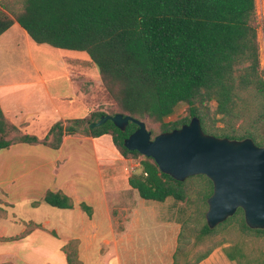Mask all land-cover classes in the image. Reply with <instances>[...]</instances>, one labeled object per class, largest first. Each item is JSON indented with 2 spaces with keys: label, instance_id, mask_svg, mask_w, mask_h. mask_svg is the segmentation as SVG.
Instances as JSON below:
<instances>
[{
  "label": "trees",
  "instance_id": "trees-1",
  "mask_svg": "<svg viewBox=\"0 0 264 264\" xmlns=\"http://www.w3.org/2000/svg\"><path fill=\"white\" fill-rule=\"evenodd\" d=\"M21 6L15 12L8 0H0V36L17 21L37 44L87 53L89 63L99 69L103 87L116 110L59 121L43 141L29 134L12 141L5 139L6 128H17L6 122L0 108V151L16 143L43 144L59 150L65 136L110 135L124 158H143L138 171L128 180L140 198L184 202L190 199L186 181L162 173L152 158L125 147V140L138 129L136 124L130 122L125 131L112 121L95 128L91 125L103 116L120 114L145 124L146 121L159 124L162 134L198 118L207 135L230 140L250 138L257 146L264 147V78L260 72L256 0H21ZM252 89L257 91L259 99L255 111L249 101ZM212 103L216 105L213 116L209 109ZM181 104L188 106V116L167 122ZM247 120L248 124L244 125ZM150 132L152 138L158 136L153 130ZM192 179H197L198 189L194 193L207 213L213 182L204 175L187 180ZM43 200L57 209L74 207L71 198L61 192L48 191ZM81 205L91 215L90 207ZM233 221L244 235L264 238V230L247 226L242 209L214 229L204 222L195 230L197 237L211 236L219 227ZM180 223L182 231L175 264H180V256H186L180 242L188 223ZM224 244L226 241L218 247ZM214 249L194 264L209 257ZM224 252L238 264H243V259L251 264L239 244L225 247ZM67 260L72 264L70 255Z\"/></svg>",
  "mask_w": 264,
  "mask_h": 264
},
{
  "label": "crops",
  "instance_id": "crops-1",
  "mask_svg": "<svg viewBox=\"0 0 264 264\" xmlns=\"http://www.w3.org/2000/svg\"><path fill=\"white\" fill-rule=\"evenodd\" d=\"M42 53L54 54L60 70L44 69ZM73 53L33 42L17 21L0 36V108L7 123L42 138L54 124L72 118L74 109L82 105L72 65L79 59ZM82 107L87 116L88 107ZM22 145L1 150L9 155L7 159L0 156V264H68L64 248L71 241L78 243L80 264H175L182 225L174 207L167 206L169 199L155 202L138 198L130 185L123 190L107 189L101 169L97 173L99 184L83 188L72 178L69 192L63 190L64 182L58 185L57 192L69 196L74 207L80 202L91 209V215L85 214L87 220L72 223L66 237L51 227L50 220L39 223L20 217L17 207L32 198L26 194V184H34L26 181L30 176L26 169L32 173L43 169L40 156L19 153ZM47 192L42 193V199ZM15 225L20 226L17 232ZM198 264L238 263L226 256L224 248L217 247Z\"/></svg>",
  "mask_w": 264,
  "mask_h": 264
},
{
  "label": "rangeland",
  "instance_id": "rangeland-1",
  "mask_svg": "<svg viewBox=\"0 0 264 264\" xmlns=\"http://www.w3.org/2000/svg\"><path fill=\"white\" fill-rule=\"evenodd\" d=\"M8 3L15 12L22 8L21 0H8ZM256 12L257 39L261 63L260 72L264 78V0H256ZM73 54H76L74 57L79 59L77 63L72 65L74 67L73 70L76 71L74 78L77 81L80 105L87 106L89 112L86 116L82 112V105L78 106V108L74 109L70 120L90 117L93 112H106L110 114L112 110H116L114 101L103 87L100 71L96 66L89 63L90 58L88 54L85 52H75ZM42 59H44V63H42L44 69L49 68L50 72L60 70L56 65L57 62L55 61L54 54L42 53ZM62 88L63 86L60 89ZM256 93L257 91L255 89L249 92V101L252 102L251 106L254 111L256 106L259 105V99L256 98ZM209 109L211 116H213L216 109L215 103H212ZM187 110L188 106L186 104L179 105L174 115L167 118L166 121L173 122L185 118L188 116ZM217 118L220 117L217 116ZM248 121H245L244 125L246 123L248 124ZM62 122L66 121L62 120ZM146 125L149 131L153 130L154 135L161 133L159 124L146 121ZM217 126L223 128L224 125L218 123ZM11 128V126L6 128L5 139L16 141L24 135L18 129L12 130ZM46 136L38 138L43 141ZM49 139L51 140L52 136ZM44 146L47 148H44ZM19 148V153L26 154L28 157L35 156L39 159L40 156L43 169L36 173H32L29 168L26 169L30 172V176L26 177V181L30 180L34 182L32 186L26 184V194L31 195L32 198L26 204L18 206L16 213L24 218V220H36L39 223H42L44 220H50L52 223L51 227L57 228L59 233L64 235L63 237L71 233V226L75 220H87L85 215L87 213L82 209V203L80 202H76L74 204L75 207L69 210L50 207L44 202V198L42 199V193L44 191L57 192L58 185L64 182L63 190L69 192V185L72 182V178L76 181L78 180L83 188H87L88 184L94 185L96 182L99 184L100 178L97 174L99 169L102 170V174L107 179L105 183L107 189L123 190V188L129 186V177L138 171L140 162L143 159L142 157L137 159L133 157L124 158L113 145L110 135L99 138H93L83 134L65 136L61 146L63 151L60 152L50 150L51 148L43 144H24ZM8 155V151H0V156H3L4 159H7ZM36 163L39 164V160ZM32 164L34 165L33 162ZM65 183H68L67 186H65ZM18 184H21V182L19 181ZM109 184L110 187H107ZM197 184V179L186 180L185 188L190 197L189 201L177 202L174 199H169L167 204L168 207H174V210L181 219L180 221H187L188 223V228L184 231L183 238L180 242L181 251L186 256L179 257L180 264H194L200 256L218 247L224 241H226V244L220 246L221 248L239 244L251 264H264V238L256 237L255 235H244L236 221L219 227L217 232L211 236L204 238L197 237L195 230L206 222L205 208L204 206L202 207V201H198L194 193L198 189L196 187ZM134 192L140 198L138 192L136 190ZM122 195H125V192H122ZM34 202L37 204L34 205ZM80 213L83 215H79ZM19 229L20 226L15 225V232ZM77 246L78 243L76 241H71L64 248L66 253L71 256L72 264H80L77 257ZM242 263L247 264L244 259Z\"/></svg>",
  "mask_w": 264,
  "mask_h": 264
},
{
  "label": "water",
  "instance_id": "water-1",
  "mask_svg": "<svg viewBox=\"0 0 264 264\" xmlns=\"http://www.w3.org/2000/svg\"><path fill=\"white\" fill-rule=\"evenodd\" d=\"M107 121L122 131L130 122L136 124L138 129L125 140V147L152 158L162 173L180 182L198 175L213 182L206 213L210 229L242 209L249 228L264 230V147L250 138L230 140L207 135L198 118L155 138L144 122L120 114L103 116L91 127Z\"/></svg>",
  "mask_w": 264,
  "mask_h": 264
}]
</instances>
